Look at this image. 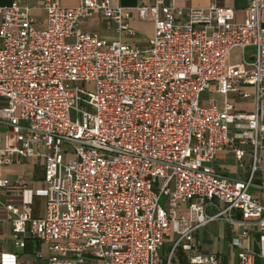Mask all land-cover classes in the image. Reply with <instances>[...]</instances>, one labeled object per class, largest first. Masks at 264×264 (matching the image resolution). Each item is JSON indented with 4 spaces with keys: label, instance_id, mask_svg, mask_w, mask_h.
Segmentation results:
<instances>
[{
    "label": "built area",
    "instance_id": "obj_1",
    "mask_svg": "<svg viewBox=\"0 0 264 264\" xmlns=\"http://www.w3.org/2000/svg\"><path fill=\"white\" fill-rule=\"evenodd\" d=\"M188 1L138 8L155 28L145 48L81 30L101 15L120 37L135 38L127 9L112 0L76 8L44 0L43 29L20 0L0 5V124L9 129L0 133V166L43 160L47 199L43 218L33 217L32 199L4 209L15 239L47 246L37 256L45 264H163L170 238L166 264L178 261L179 248L190 264H227L194 244L217 221L239 231L228 264L264 262V183L260 197L250 193L264 151V0H253L244 23L218 2L176 6ZM247 48L256 50L251 62ZM236 49L242 62L229 65ZM213 87L221 100L203 104ZM246 87L255 90L251 114L236 112L231 98L251 99ZM233 127L251 132L243 135L254 147L246 181L214 168L219 151L234 145ZM9 184L0 181V196Z\"/></svg>",
    "mask_w": 264,
    "mask_h": 264
},
{
    "label": "crops",
    "instance_id": "obj_2",
    "mask_svg": "<svg viewBox=\"0 0 264 264\" xmlns=\"http://www.w3.org/2000/svg\"><path fill=\"white\" fill-rule=\"evenodd\" d=\"M15 0H0V5L8 7L14 3ZM21 3L34 9L33 19L35 25L39 29L46 27L47 15L43 9L44 0H20ZM114 5L127 9L126 17L129 27L137 33L135 38L129 35H120L117 32L116 25L107 21L103 16L97 15L90 20L82 21L80 28L84 33L98 35L108 41H115L121 38L126 44L137 45L145 48L148 41L154 36V25L150 22H145L140 19L138 8L150 5L151 0H112ZM218 2L220 5L231 7L235 11V22L244 23L249 15L253 0H189L185 3H177V7L182 8H199L207 9L212 3ZM80 0H61V4L67 8H76L79 6ZM264 16V15H263ZM1 22V18H0ZM239 50V49H236ZM235 51V50H234ZM233 51V52H234ZM232 52V53H233ZM231 53V54H232ZM231 55L228 58L229 65H237L242 62L231 63ZM245 92L252 96L249 100H243L240 97L233 95L232 101L234 103L235 111L238 113L251 114L255 111V90L252 87H246ZM210 92H213L214 97L219 101L221 98L216 95L215 87ZM7 104L5 99H0V108ZM205 105L208 102L204 103ZM264 105V100H263ZM0 133H9V129L5 125L0 124ZM249 137L250 131L232 128L231 136L234 141L233 146H228L221 149L216 157L214 168L216 171L224 176L232 179L246 181L252 174L253 164V150L254 147L248 140L243 142V135ZM245 152L244 157L239 160L237 158V151ZM45 179V165L41 159L24 160L21 163H14L11 165L0 166V181H9V186L4 189L0 196V203L3 207L0 208V264H45L38 259V255L47 256L49 254L46 245L40 243L33 237H24L21 240L14 238L13 225L8 217L7 211L4 209L6 205H20L25 199H32V215L34 218H43L46 214L47 199L40 194L44 187ZM264 183V151L261 152L260 169L254 174L253 185L250 187V193L260 197L261 191L259 186ZM223 226L233 230L235 237L238 238L239 231L234 229L225 221H219ZM203 233L202 229L194 236V244L203 249ZM201 240V242H200ZM20 242H25V247L19 246ZM172 239H167L163 247V264H166L167 254L170 251ZM236 260V259H235Z\"/></svg>",
    "mask_w": 264,
    "mask_h": 264
},
{
    "label": "rangeland",
    "instance_id": "obj_3",
    "mask_svg": "<svg viewBox=\"0 0 264 264\" xmlns=\"http://www.w3.org/2000/svg\"><path fill=\"white\" fill-rule=\"evenodd\" d=\"M256 50L254 48H247L245 50L246 60L248 62L252 61L251 55H254ZM241 50H235L231 54V63L236 64L241 62ZM214 97L213 92L207 91L202 97V103L208 102L210 99ZM72 117L75 119L76 114L73 113ZM203 233V249L202 254L204 256L208 255H217L220 262L230 263L234 262L238 257V250L236 247H233L232 244L234 242V231L229 230L228 227L225 228L223 224L219 221L213 222L202 229ZM201 242V240H200ZM171 246V245H170ZM171 248V247H170ZM162 250V254H163ZM255 253L259 256L260 250L258 246V242L256 243ZM176 256L178 261L175 264H190L187 254L179 248L176 251ZM258 264H264L260 258H258Z\"/></svg>",
    "mask_w": 264,
    "mask_h": 264
}]
</instances>
